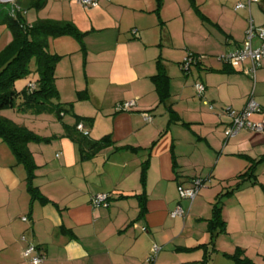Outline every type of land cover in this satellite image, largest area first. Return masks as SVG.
Returning a JSON list of instances; mask_svg holds the SVG:
<instances>
[{"label": "crops", "instance_id": "obj_1", "mask_svg": "<svg viewBox=\"0 0 264 264\" xmlns=\"http://www.w3.org/2000/svg\"><path fill=\"white\" fill-rule=\"evenodd\" d=\"M163 1L161 17L167 8L173 11L178 8L176 0ZM201 1L186 0L198 22L190 30H185L183 23L181 29L196 36L204 49V54H199L185 48L187 53L203 57L195 67L196 76L190 79L178 69L182 58L176 63L177 69L170 66L173 39L169 34L165 40L161 33L164 27L153 23L155 0L101 1L89 11L71 10L70 18L62 16L64 10L62 13L57 10L59 18L53 20L71 21L78 30L81 27L85 52L71 37L58 39L56 54L63 58L56 65L55 87L59 102L71 104L70 111L61 115L60 127L51 129L50 134L45 130L53 126L49 119L44 122L47 125L42 130L46 132L44 136H40L39 128L28 127L55 144L38 150L34 143L28 145L37 166L32 184L48 200L43 205L33 202L30 216H24L27 221L19 217L31 240L25 233L21 235L25 241L18 239L19 226L14 225L13 218L28 211L29 196L25 190L18 198L12 197V192L22 188L25 174L20 176L18 169L10 171L0 165V181L8 192L0 207V255L4 259L0 264H31L21 255L29 243L43 254L41 264L202 263L211 247L207 245L204 251L197 248L202 244L175 245L173 222L177 218H171L170 212L180 206L188 215L202 204V196L198 194L187 205L180 199L177 187L187 188L191 179L202 177L204 170L211 168L213 159L214 170L220 163L222 169L233 165L238 155L257 159L264 154V131L247 130L224 141L217 152L223 143L220 135L230 123L224 110H241L252 97L259 111L250 120L264 121V61L253 79L244 73L250 68L249 61L227 65L218 59L242 47L249 18L256 28L264 27V0L252 3L247 10L234 9L244 0H215L217 5L209 3L208 9L202 8L208 0ZM197 12L206 17V22L201 21ZM82 17L89 22L81 23ZM106 20L109 24L103 26ZM211 30L219 37L214 38ZM251 44L258 47L260 42L253 38ZM158 60L169 77V98L164 103L159 102L151 80L157 73ZM196 84L204 86L203 98L195 97ZM123 102L135 105L125 111L117 110L116 106ZM142 114L150 115L151 121L144 122ZM76 121L88 132L82 138L75 127L74 134L83 139L85 147L103 137H109L112 144L81 159L78 144L65 135V128H73ZM144 162L147 166L141 199L145 214L139 217L137 196L143 191L140 177ZM199 168V174L195 175ZM256 175L264 188V164L257 168ZM97 195H107V207H93L92 200ZM13 204L18 206L15 211L11 210ZM249 204L251 208L242 210L241 202H237L233 239L227 233L229 219L222 212L226 233L214 239L213 252L206 264H229L224 260L234 264L224 254L231 255L235 250L242 251V258L264 264V196L261 201ZM198 219L202 218L197 216L193 222ZM154 246L160 250L150 262ZM191 254L197 257H188Z\"/></svg>", "mask_w": 264, "mask_h": 264}, {"label": "trees", "instance_id": "obj_2", "mask_svg": "<svg viewBox=\"0 0 264 264\" xmlns=\"http://www.w3.org/2000/svg\"><path fill=\"white\" fill-rule=\"evenodd\" d=\"M155 1V13L158 15L163 0ZM15 2L20 6V8L15 9L16 11H14L15 13H13L12 16L10 15L8 17H4L0 21V23L6 25V29L9 32V42L7 46L0 52V111L14 109L19 113L30 112L35 115L48 113L53 115L57 121H60L61 115L70 111L71 104H62L59 102V94L55 87V69L57 63L63 58V56L51 54L48 51V39H55L65 36L71 37L80 44L81 51L84 54L85 51L83 46V38L85 34L81 33L75 27V25L69 21L37 19L31 24L26 23L24 20V14L31 9L35 11L40 10L45 5L46 0H16ZM197 13L201 21L206 22V17H204L199 12ZM189 53L196 59V62L190 64L187 69H184L185 63L182 60V62L179 63V69L184 74H188L191 70V67L198 66L200 59L203 58L191 52H188L187 54ZM31 66H33V68H31ZM31 76L34 77L33 80H29L28 84L23 88L16 87L17 81L30 78ZM151 80L155 85L159 102L164 103L169 98V77L167 76L160 60L157 61V73L151 77ZM197 97L199 98V96ZM66 106L69 107V109H67ZM170 113L176 114L172 111ZM224 113L228 115L226 110H224ZM175 119V121L179 120L176 118V115ZM78 123L79 121H76L75 125L71 129L65 128V135L78 144L81 159H85L88 154L91 153L92 155L97 150L112 144L109 137H103L98 141L91 142L89 146L85 147L86 144L82 139L85 136L82 135V138H78V135L74 134L76 132L75 127ZM181 124L188 127V124L186 123ZM229 125L230 123L227 125V127ZM243 130L246 129H242L241 131ZM0 139L8 146L15 158L16 163L22 166L25 171L26 191L29 196L28 215L30 216V205L33 202L37 201L43 205L47 204L48 200L32 184L34 172L37 166L33 160V156L28 148V145L31 143H48L51 141V138L40 137L24 126L17 125L9 119L0 116ZM229 139L226 140L225 138V141H228ZM238 157L243 158L247 162V168L243 173L237 176L238 182L232 190H228L222 194H217L215 197V201L211 207V217L205 220L207 223L206 232L209 236L208 244H202L197 247L203 248L204 251H206L207 245L211 247L210 251L205 252L201 264H206L208 262L210 255L213 252L214 239L217 238L218 235L226 233V223L222 217L223 197L230 196L234 191L236 192L239 190L243 181L249 182L252 185H259L256 171L260 165L264 164V154L257 159H253L245 155H238ZM146 166L147 162H144L140 177L143 191L141 196H137V199L139 200V217H143L145 214L144 202L141 197L144 196ZM197 180L200 181L201 185L199 189L205 186L206 180L196 177L189 181V187L185 188L182 185H178V187H181L185 190L190 189V187H192L194 182ZM259 186L264 192V188L261 185ZM198 194L199 190L197 195ZM179 197L180 199L188 201L190 204L195 199L194 198L192 201H190L188 198L181 197L180 195ZM181 209L183 210L184 215L183 217L177 218H184V216H186L185 214H187L186 210H184L182 207ZM23 219L27 221V217H23ZM22 238L24 240H22ZM22 238L21 240L25 241V237L22 236ZM29 246L34 247L35 252H33L29 257H22L29 260L32 264L31 259L34 256H37L40 259L38 264H41L44 260V256L37 246L28 244L27 247L22 250V253ZM241 254L242 251L235 250L233 254H224V256L231 259L234 264H255L247 258H242Z\"/></svg>", "mask_w": 264, "mask_h": 264}, {"label": "rangeland", "instance_id": "obj_3", "mask_svg": "<svg viewBox=\"0 0 264 264\" xmlns=\"http://www.w3.org/2000/svg\"><path fill=\"white\" fill-rule=\"evenodd\" d=\"M15 1L16 0H10V1L4 2V3H0V21L4 17H8L10 15L12 16L13 13H15L14 11H16L15 9L20 8V6ZM76 1H80V0H46L45 5L40 10H38V11H35L33 9L28 10L24 14V20L28 24L35 22L37 19H39V20L52 19L53 20V18H59L58 11L60 13H62L63 10H64V12H63L62 16L67 15L70 18L71 10L72 11H78V12H81L84 10L89 11L91 8L97 7L99 2L101 3V1H106V0H95V1H97V5L95 7H84L79 2H76ZM163 2L164 1H162V3ZM167 2L169 3L170 0H167ZM175 2L178 3V8L176 10L173 11L171 8H167L166 10H164L162 17H161V15L159 16V14L157 15L155 13H153L154 15L152 16L153 23L155 21L160 28L164 27V29H162L161 33H162V35H164L165 40H166V36H168L169 34L171 35V37L173 39L172 44L174 46V49H172L170 51L171 53H169V55L172 56V58H173V59H170L171 60L170 66L172 69H177L176 63L181 58L182 59L180 62H182L184 55L187 54V51H186L187 49H185L186 47H189L190 50H192L196 53H199V54L203 53L202 50H204V49H202L201 44L198 42L199 40H197L196 36H191L190 31L183 32V30H181L183 23H185V27H184L185 30H190L189 27L194 26V23L198 22V19L194 16L195 15L194 11L190 10V8L187 5L188 3L186 2V0H176ZM199 2L202 3L201 0H199ZM206 2L207 3H204L202 5L203 9L204 8L208 9V7H210L209 3H211V6L213 4L217 5V1H215V0L214 1L208 0ZM242 3L245 4L246 3L245 0ZM227 8L231 9L232 7L227 5ZM178 13H180L181 16H177ZM82 15L86 16L85 14H82ZM65 18H67V17L65 16ZM88 22H89L88 20H87V22H85L84 17H82L81 23H88ZM160 22L161 23L164 22V24H160ZM73 24L75 25V23H73ZM102 24H103V26H105V25H108L109 23L106 20ZM75 27H76V25H75ZM79 30H81V27ZM211 33H212V35H214V38L219 37V34H217V32L211 30ZM58 39L59 38L48 39V51L51 54H56V52L58 50L57 46H56ZM8 42H9V32L6 29V25L3 23H0V52L7 46ZM186 44H189L190 46L186 45ZM194 49H196L197 51H195ZM207 55H208V53L205 52L206 57L209 56V55L208 56ZM31 68H33V66H31ZM196 73H197V70L193 66V67H191L190 72L187 74V76H185V78L190 79V76L195 77ZM33 78L34 77L31 76L30 78H26V79H22L20 81H17L16 87L17 88H23L25 85L28 84V81L33 80ZM195 97H196V95H195ZM65 114L67 115V113H65ZM0 116L9 119L10 121H12L13 123H15L17 125L24 126L27 129L29 126H31V127L35 126L36 128H39L38 132H39V134H41L40 136H44V134L46 135V132H42V130L44 129V127L47 126L44 123L47 119L51 120L53 123L52 128L51 127L49 129L45 128V130H47V134H50L51 129H56L57 127L58 128L60 127V123L56 120V118L53 115H49L48 113L35 115V114L30 113V112L19 113L18 111L14 110V109H7V110L0 111ZM65 119H66V117H65ZM220 136H221L220 137L221 142L223 141V143H221L219 149H217L218 153L222 149V147L224 145V141H225V135L223 134ZM51 142L34 143L33 147L35 148V150H38V148H40V147L49 148V146L55 145L54 143L51 144ZM212 155L214 156V154H212ZM238 159L234 161L233 165L226 163V164H229V166H227L226 168H223V169L221 168L222 163H220L218 165V167L214 170L212 169L214 162H215L213 159L210 163V164H212L211 168L204 170V175H202V177H197V178L206 180L205 186L202 187L201 189H199V196H202V204L196 206L194 211L192 210L191 213H188V215L185 214L186 216H184V218H177V219H175V222H173L175 224L174 232L177 235L175 238V241H174L175 245L196 246L199 244H205L209 241L207 239L208 235L205 232L206 231V224H207L205 222V220L209 219L211 217V207L215 201L216 195L225 193L228 190H232L238 182L237 176L240 173L244 172V170H245L244 165H246L247 162L241 157H239ZM0 165L2 167L6 166L7 167L6 169H9L10 171L12 169L15 171H16V169H18V173L20 174V176H21V174L23 175V173L25 174L23 167L16 163L15 158H14L13 154L11 153L10 149L1 139H0ZM197 171L198 172L195 173V175L199 174L200 168ZM16 174H17V172H16ZM25 177H26V174H25L24 179H23L24 181L22 180V188H19V191L15 190L14 192H12V197L18 198L19 193L21 194V193H23L24 190L26 191ZM207 179H209V180H207ZM246 185H249V184H246V182L243 181L239 190H237L236 192L234 191L232 195L227 196V197H223V199H222V212L224 213V217L229 219V228H228L227 233L230 234L232 239L235 236V229H236V225L234 224L235 223L234 217L236 216L237 211H235V213H234V210L237 207V202H241L240 208L242 210H246L248 208H251V205L249 204V202H254L256 200L261 201L263 199V196H264L263 189L259 185L255 186V187L253 186V188L251 185H249L248 188H245ZM7 195H8V192L3 187V184L0 181V207H1V204H3L6 201ZM184 202H186L187 205L189 204L188 201H186V200ZM17 208H18V206H16L15 204H13V206H11V210H13V211L17 210ZM103 208H105V207H103ZM28 212H29V207H28V211L26 209V211H24L23 215H21V216L17 215L15 217H13V218H15L14 220H16L14 225L18 224V226H19L18 230H17L18 239H20L21 235L25 233V236H27L28 239L31 240V237H29V232H27L26 227L24 226L25 223L21 224L19 222V217L22 218L24 216H27ZM197 216L202 218V219H200V220L198 219L197 222L196 221L193 222L194 218H197ZM2 219L4 220L5 217L2 216ZM142 236H144V235H142ZM29 244H32V243H29ZM32 245H34V244H32ZM188 257H194L195 258V257H197V254H191ZM220 259H222V258H217V260H220ZM2 260H4L3 256L0 255V262H2ZM226 262L229 264L231 263V262L224 260V263H226Z\"/></svg>", "mask_w": 264, "mask_h": 264}, {"label": "built area", "instance_id": "obj_4", "mask_svg": "<svg viewBox=\"0 0 264 264\" xmlns=\"http://www.w3.org/2000/svg\"><path fill=\"white\" fill-rule=\"evenodd\" d=\"M110 1V0H106ZM261 0H245L244 3H237L234 7L235 10L241 9H249V6L252 3H259ZM79 2L84 7H95L97 5V1L95 0H80ZM253 38H257L260 42L258 47L252 46ZM221 62L227 65H232L236 63H242L244 61L250 62V68L247 71H244L245 75L252 76L254 79V73L257 68L260 67L261 63L264 61V27L256 28L253 25V21L251 18L248 20V28L245 34V40L241 48L235 49L233 51H229L218 58ZM196 59L191 56V54H187L183 59L184 61V69H187L188 66L192 63H195ZM195 90L197 96L199 98L203 97L204 86L201 84L195 85ZM135 105L134 102H123L119 103L116 108L117 110L125 111L130 109ZM259 110L258 105L249 97L245 106L240 111H235L231 109H227V113L229 118L231 119L230 125L225 129L224 135L226 140L236 136L242 129L249 130L251 132L261 133L264 131V121L261 122H252L250 120L251 116ZM142 118L144 122H150L151 116L148 114H142ZM76 130L80 132L83 136H86L88 132L83 129L82 125L78 123L76 125ZM201 187L200 181H195L193 186L190 189H183L181 187L177 188V191L181 197L188 198L192 201L198 193L199 188ZM107 195H97L92 200L93 207H107ZM184 213L181 207H177L174 211L170 212L171 218L183 217ZM25 221V219H22ZM22 240H24L22 238ZM160 248L154 246L151 248L149 261L153 262ZM33 252H35L34 247L29 246L22 253L23 257H29ZM32 264H38L40 262L39 257L34 256L32 259Z\"/></svg>", "mask_w": 264, "mask_h": 264}, {"label": "water", "instance_id": "obj_5", "mask_svg": "<svg viewBox=\"0 0 264 264\" xmlns=\"http://www.w3.org/2000/svg\"><path fill=\"white\" fill-rule=\"evenodd\" d=\"M7 1H10V0H0V3H4V2H7Z\"/></svg>", "mask_w": 264, "mask_h": 264}]
</instances>
